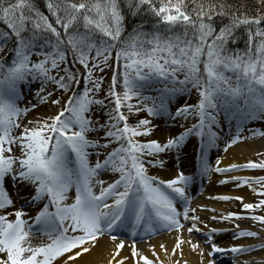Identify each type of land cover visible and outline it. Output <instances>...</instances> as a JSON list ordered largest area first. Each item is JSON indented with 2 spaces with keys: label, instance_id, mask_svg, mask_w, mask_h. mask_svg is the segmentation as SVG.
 Here are the masks:
<instances>
[{
  "label": "snow or ice",
  "instance_id": "1",
  "mask_svg": "<svg viewBox=\"0 0 264 264\" xmlns=\"http://www.w3.org/2000/svg\"><path fill=\"white\" fill-rule=\"evenodd\" d=\"M144 5L157 18V25L169 35L165 38L157 30L152 34L137 33L120 41L115 58L123 70L113 71L107 92L111 100L106 103L95 95L103 77L93 78V73L103 72L108 67L112 48L121 36L124 19L121 0H48L47 9L55 18L54 23L38 11L31 0H0V23L7 29L0 36V50L10 35L15 37L11 53L5 54L6 58L11 56L10 61L0 59V210L14 205L4 186L6 181L18 186V194L26 193V203L39 201L42 204L28 220L24 219L27 213L23 206L14 207L12 213L0 214V264H55L57 260L60 264H70L88 251L86 244H95L96 238L105 233L130 228L133 235L140 229L148 235L161 227L179 232L183 228L181 216L189 223V233L199 231L196 210L187 207L186 187L191 177L178 172L173 179L159 180L148 175L146 165H163L160 154L173 149L178 151L185 138L195 133L201 138L200 171L207 174L211 167L206 159L207 149L218 138L214 129L221 114L229 123L264 120V13L248 15L241 10L243 6L234 9L227 0H128V7L133 11ZM217 18L221 20L218 30ZM225 18L227 23L223 22ZM29 25L31 34L25 36ZM178 26H183L184 31L173 35V29ZM240 28L247 36L245 48L229 50L228 44L236 42ZM41 33L54 37V41H45L48 51L43 50L45 45L35 51L36 39ZM32 55L38 57L35 62L30 59ZM201 57H204L206 79L199 75L197 67ZM120 61H123L122 66ZM76 64L83 71L75 69ZM181 70L184 71L182 80L177 77ZM226 71L232 75H225ZM118 78L122 92L116 90ZM32 80L40 81L38 93H45L40 99L52 95L46 91L51 83L53 91L68 94L67 100L55 115L37 120L33 127H24L14 135L13 130L20 127L18 118L28 111L16 102L21 95L18 89ZM158 81L163 82V86L155 88L156 95H145ZM189 84L197 90V103L170 111L173 97L188 91ZM52 103L60 104V99ZM94 105H99L106 116L103 122L99 117L93 120L89 114ZM122 108L134 113L146 110L151 117L187 119L193 116L196 123L164 142L140 140L137 137L149 136L154 126L147 118L130 124ZM90 132L100 135L89 139ZM238 139L242 137L237 135L230 143ZM114 142L117 147L107 151ZM13 147L19 155H13ZM89 148L98 150L94 164L88 160ZM215 163L219 165V159ZM238 168L264 169V161L218 166L215 171ZM104 172L114 174L115 179L110 182L96 179ZM226 180L239 181L250 188L254 183L259 184L253 191L264 196V176L227 177ZM97 185L98 191L94 190ZM73 187L75 195L72 202L67 203L69 189ZM219 198L240 201L244 210L264 206V199L249 203L244 202L242 196ZM176 202L182 204V212ZM9 215H14L15 219H8ZM240 215L229 211L212 218L223 220ZM251 219L264 224V215H253ZM33 226L46 239L33 243ZM236 230L238 236L259 235L240 230L239 225ZM217 231L208 230L205 240L209 246L208 257L252 249L243 245L219 246L213 239ZM182 243H188L194 251L199 248L198 244L177 235L173 252H177ZM123 246V240L115 245L113 257L119 255ZM160 247L167 251L163 245ZM199 253L203 264L204 249L200 248ZM152 254L156 256L154 250ZM130 255L133 264H163L158 258L153 260L144 255L135 243ZM127 259H110L108 264H123ZM207 264H213V260L208 259Z\"/></svg>",
  "mask_w": 264,
  "mask_h": 264
},
{
  "label": "rangeland",
  "instance_id": "2",
  "mask_svg": "<svg viewBox=\"0 0 264 264\" xmlns=\"http://www.w3.org/2000/svg\"><path fill=\"white\" fill-rule=\"evenodd\" d=\"M262 2H264V0H260V3ZM157 6H159L158 2H157ZM0 59H2V57H0ZM30 59L33 62H35L38 59V57L36 55H32ZM97 75L102 76L103 81L101 82L100 90L96 92L95 95L97 98L104 99L107 103L110 101V97H107V92H108L107 91V81L109 80V77L111 75L106 74V67L104 68L103 72H94L93 78H95ZM177 77L180 80L184 79L183 72L178 71ZM162 86H163V82L158 81L156 84H153L149 89L145 91V93H147L145 95H153V96L156 95L155 88L162 87ZM176 86L180 87L179 85H176ZM89 87H91V85H89ZM53 88H54V85L51 83H49L46 86V91L51 92L52 95L42 100L39 97H43L45 93L44 92L38 93V90L40 89L39 80H32L30 81L28 85L23 86V88L21 89L22 96L21 95L18 96L16 102L20 108L22 109L27 108L28 111L26 113H23V115L18 118V123L20 124V127L15 129L14 135L15 133L20 132L24 127H33L35 121L42 120L51 115H55L56 112L59 111V109L63 106L61 104L64 102V100L62 99L60 101V104H53L52 100L57 99L62 92L61 90L53 91ZM187 88H188V91L180 93L182 95L179 98L176 97L178 93L176 94L175 97H173L172 101L174 100V103L172 107L169 105L170 111L174 112L175 108L180 107L181 105H184V104L194 105V103L197 102L196 99L197 97L199 99V95L197 93L196 88H194L191 84H189ZM61 96L63 97V94H61ZM132 102L133 103L135 102V98H133ZM148 103L150 104L151 101H149ZM121 110L129 117L128 122L130 124L134 125L137 119L141 117L147 118L151 121V124L154 127L152 128L150 135L147 137L145 136L137 137V139H140V140L157 139L158 141L164 142L168 138H172L176 135H179V133L182 132L185 128H188L192 124L196 123V119L193 116H189L187 119H184L182 117H175V119L168 117L167 119L166 116H164L165 118L163 121L161 122L156 121L154 123L155 119H158V118L149 116L146 110H141V111H144L147 114L143 112H139V114L136 113V116H134L133 112H128L126 108H122ZM89 114L91 115L93 120H95L97 117H99L100 119H104L100 117V115L102 114H103V117H105L99 105H94ZM30 121L33 123H29ZM219 124H221L222 130L225 131L224 133L221 130V133H218V138H217V140L219 139L218 142H220V140L222 141V147H220L217 144V147L213 145V146L208 147L207 149V150H210L213 161L217 159H219V161L223 160L224 154L228 151L230 146L235 143H246V142L255 140L257 138H264V120H261V119H252L251 121H244L243 124L242 123L238 124L236 120H232L229 123L227 120L224 119L223 114H221ZM237 135L242 137V139L236 140L235 143H230V140ZM198 139L199 137L195 135V133H192L185 138L183 144L181 145L178 151L173 149V150L160 154L159 158L164 161L163 166L166 167L168 171L170 170L173 172V175L170 178L162 179V180L173 179L177 175L178 172H183L185 175L187 173H190V171L192 170L191 169L192 165H187L186 167H184L183 164L179 166H175L174 164L175 162L177 163V160L179 158H184V159L188 158V156L194 150H196L197 148L196 144H197ZM13 155H19L18 150L15 151V147H13ZM206 159H207V155H206ZM248 160H252L255 162L264 161V147L255 151L249 158H247V161ZM247 161L243 163H239V164H244ZM209 165L211 166V164ZM146 168H147L148 174H150L152 171H150L149 173V170L150 169L152 170L154 166L146 165ZM210 170H211V167L208 172H210ZM229 171L233 173L234 172L239 173L242 171L246 172L247 173L246 176L244 175L243 177L264 176V169H260V168H254V169L238 168V169H233ZM111 175H110L109 182L112 179H115V175L114 174L112 176ZM258 187H260V185L255 184V183L252 185L251 188L248 187L250 191V195L248 197L249 203H256L259 199H264V196H259L256 192L253 191V188H258ZM188 208L191 209L192 206H188ZM236 208L234 212L241 213L239 218L223 219V220L218 219V218L217 219L212 218V219H206V221L211 222L212 224L225 226L228 228L230 232L235 231L236 225H239L240 230H248V231H254V232L259 233V235L257 236L244 235L242 237H244L247 241H249V243H251L252 249L247 252L249 253L264 252V224L251 219L253 215H264V206L259 207V208H254L252 210H244L242 209L241 206H239L238 209ZM182 218L183 217H181V219ZM233 237H234V234L229 233L228 235L224 236L222 239L218 240V242L221 243L222 241H227L228 239L233 238ZM196 239L200 241L202 237L196 236ZM150 241H152V237H150L147 242H150ZM172 252H173V249H172ZM173 253H176L178 257L176 262L181 259L179 250ZM243 253L244 252H239L237 256L243 255ZM164 255H165L164 257L167 259L168 255L166 253ZM217 257L218 256L214 254L212 257H209V259L211 258L214 263V260ZM140 263H143V262H140ZM216 263L218 264L219 262H216ZM129 264H133V260ZM163 264H165V262H163Z\"/></svg>",
  "mask_w": 264,
  "mask_h": 264
},
{
  "label": "bare ground",
  "instance_id": "3",
  "mask_svg": "<svg viewBox=\"0 0 264 264\" xmlns=\"http://www.w3.org/2000/svg\"><path fill=\"white\" fill-rule=\"evenodd\" d=\"M264 147V138H257L255 140L246 142V143H235L230 146L228 151L224 154L223 160L220 161V164L217 167H226L229 164H239L247 161L255 151ZM180 162L186 167L189 165L191 158H180ZM108 173V172H106ZM154 176H157L161 179H168L173 175L172 171H168L167 168H156L152 173ZM246 172H237L233 173L230 171L225 172H216L215 170L211 172L205 188L197 196L195 201L192 203V208L195 209V215L199 217V222H197V227L199 231H193L189 233L187 228L189 223L185 222L183 228L177 232L172 231L170 233H165L160 236L157 235L152 241L147 243H140L136 248L142 252L144 255L149 256V258L155 260L159 259L165 264H202L199 249H204L203 264H207L209 259L207 252L209 251V246L205 243L207 239V233L209 229L215 228L218 229L213 239L221 247L229 248L232 245H243L251 246V243L247 241L244 237L236 235V231H229L227 227L217 224H212L207 222L206 219H212V217H220L221 215L226 214L229 211H235L241 206V202L235 199L224 200L219 197L222 196H242L244 202L249 201L250 191L246 185L240 184L239 181L235 180H226L227 177H243L246 176ZM226 181V182H225ZM239 184V186H237ZM18 187V186H17ZM22 195L26 194L21 191ZM190 209V210H191ZM192 215L190 211V216ZM211 221V220H210ZM229 233H233L235 238H230L227 241H222L221 243L218 240L222 239L224 236ZM113 234V232H112ZM177 235L181 236L184 241H191V243L198 244L199 248L197 250H192L188 243H182L179 249V254L181 255V261L178 259L177 254L172 252V249L175 245V239ZM196 236L202 237L200 241L196 239ZM117 237V236H115ZM120 239V240H119ZM121 241V238L109 239V238H98L96 239L95 244L88 243V251L82 253L79 257L74 258L70 264H108L110 259H121L127 257V260L123 261V264H129L132 261L130 252L131 245L127 241H124V246L120 249L119 255L113 257L115 251V245ZM128 243V244H127ZM160 245L164 246V251L161 249ZM151 246V247H150ZM153 250L156 253V256H153ZM168 255L166 259L164 254ZM239 253H232L230 251L223 253H216L218 256L213 264H264V252L249 253L244 251L243 255L237 256ZM55 264H60V261L57 260ZM143 264V263H140Z\"/></svg>",
  "mask_w": 264,
  "mask_h": 264
},
{
  "label": "trees",
  "instance_id": "4",
  "mask_svg": "<svg viewBox=\"0 0 264 264\" xmlns=\"http://www.w3.org/2000/svg\"><path fill=\"white\" fill-rule=\"evenodd\" d=\"M34 7L43 13L44 15H47L49 20L54 23L55 18L51 16L47 9V3L48 0H31ZM78 2V0H76ZM227 3L232 5L234 9L241 8L242 11H244L248 15H257L260 13H264V2L260 3V0H227ZM121 10L122 14L124 16L123 23H122V32L121 36L119 38V41H117L113 48L112 52L113 54L121 47L120 41L129 39L132 35L137 33H148L152 34L155 33L157 30L161 32V35L163 37H167L169 35L168 32L164 31L162 28H160L159 25H157V18L152 14V12L148 9L147 5L142 6L138 10H130L128 7V0H121ZM224 23H227V18L223 20ZM221 23V20L219 18L216 19V26L217 30L219 29V25ZM31 25H29V31L25 32L24 35L28 36L31 34ZM7 31L6 26L4 23H0V36L3 35V33ZM184 31L183 26H178L173 29L172 34H178L182 33ZM188 35L191 36L192 32L189 30ZM48 39H52L54 41V37H51L50 33H41L37 36L36 39V49L35 51H40V45H45V41ZM247 36L245 33V30L243 28H240L236 32V42L232 43L231 41L228 44L229 50L232 49H239L243 50L245 48V42H246ZM15 41L14 36H9L6 44L4 45L3 49L0 50V54L3 53L4 59L7 61H10L11 56L9 55L7 58L5 57L6 53H11L13 43ZM44 51H48L49 49L45 45L43 48ZM69 62H71V56L68 57ZM203 60L204 57H201V62L199 63V75L202 77H206V73L204 72L203 68ZM71 66V63H70ZM75 69H79L80 71H83L82 67L79 64L75 65ZM231 72L226 71L225 74H229Z\"/></svg>",
  "mask_w": 264,
  "mask_h": 264
}]
</instances>
